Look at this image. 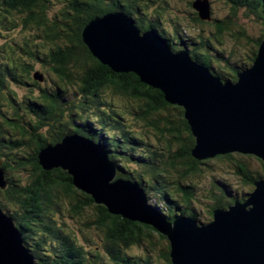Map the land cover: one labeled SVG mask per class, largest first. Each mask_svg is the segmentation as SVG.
<instances>
[{
  "label": "trees",
  "instance_id": "1",
  "mask_svg": "<svg viewBox=\"0 0 264 264\" xmlns=\"http://www.w3.org/2000/svg\"><path fill=\"white\" fill-rule=\"evenodd\" d=\"M225 1L232 15L224 21H202L194 12L192 34L167 0H66L54 15L50 13L54 0H0V40L5 41L0 45V160L8 182L0 190V208L13 218L39 264H173L169 242L155 228L109 214L76 190L66 171L42 169L39 154L60 143L65 134L76 133L103 145L118 168L117 177L137 182L166 223L177 215L207 223L214 208L243 200V194L264 179V162L252 155L195 159L196 142L183 108L168 103L160 90L142 84L136 74H116L102 65L82 40L91 20L122 11L140 30H157L171 49L189 51L221 80L235 83L238 72L252 66L264 37L257 40L233 30L230 17L244 12L264 26V0ZM188 7L193 9V1ZM205 26L212 28L211 34ZM27 29L37 32L40 45L34 50L28 42L27 49L19 44L15 50L10 41L8 45L9 34ZM243 41L252 48L244 61L236 53ZM39 46L49 50L43 54ZM212 54L217 60L228 58L217 65ZM39 63L48 77L35 71ZM35 73L43 80H36ZM13 86L31 88L34 99L25 97L19 104ZM10 89L13 93L7 97L19 107L21 121L5 108L4 93ZM227 172L246 193L216 177ZM209 174L212 189L206 200L194 182ZM86 211L93 216L78 222L86 231L94 227L100 234L97 241L81 230L79 239L60 222L64 214L74 222Z\"/></svg>",
  "mask_w": 264,
  "mask_h": 264
},
{
  "label": "water",
  "instance_id": "2",
  "mask_svg": "<svg viewBox=\"0 0 264 264\" xmlns=\"http://www.w3.org/2000/svg\"><path fill=\"white\" fill-rule=\"evenodd\" d=\"M200 20L211 19L209 0H195ZM82 40L94 58L116 74H136L184 110L199 161L219 155H252L264 162V38L252 66L235 83L221 80L187 50L171 49L155 29L140 30L122 11L91 20ZM36 80H43L35 73ZM44 171L62 169L76 190L113 216L155 228L170 246L173 264H264V179L243 200L212 210L199 223L177 215L165 222L137 182L117 177L118 168L100 143L69 134L39 154ZM0 160V190L8 182ZM0 264H39L12 217L0 208Z\"/></svg>",
  "mask_w": 264,
  "mask_h": 264
},
{
  "label": "rangeland",
  "instance_id": "3",
  "mask_svg": "<svg viewBox=\"0 0 264 264\" xmlns=\"http://www.w3.org/2000/svg\"><path fill=\"white\" fill-rule=\"evenodd\" d=\"M54 1L55 2L53 3L52 10L50 12L51 15H54L55 12L56 13L61 12L62 9L64 8L63 2H65L66 0H54ZM192 1L194 2L195 0H167L170 8H172V10H173L172 13L175 14L176 18H179V20L184 24V26L186 25L185 27L188 30V32H191L192 34H194L195 30L193 31L191 29L192 23L190 22V18L193 16V13L195 12V10L194 9L191 10L188 7V2H192ZM209 2H210V14H211L210 16H211L212 20L215 19V20L224 21L223 20L224 18H226L228 15H232L231 7L229 4H227V2L225 0H209ZM230 18L233 19V22H234V24L232 26L233 30H238V31L243 30L247 36H249L250 38L257 39V40L264 37V26L262 25V23H260V21L257 20L256 17L246 16L243 12V13H239L235 16H231ZM168 19H169V17H168ZM192 28H194V26H192ZM203 29H204V31L209 32L208 34H211L213 31V30H211L212 28H210L209 26H205ZM37 35H38L37 32L34 31L33 29L20 30V31L16 30L14 33L9 34V39H6V40H7L9 46H10L9 43L10 42L12 43L11 47L14 48L15 50L18 49L19 44L22 46V48L27 49L26 45L24 44L25 42H28V44L33 47L30 49L34 50V47H36V45H38V44L40 45V41H39V39H37ZM14 41H16L18 43V45ZM226 41H228V39ZM3 42H5V41L0 40V45ZM245 43L246 42L243 41L242 43L238 44L239 49L238 48L236 49V53H237V55H239L238 58H239V60H242V61L247 59L246 56L249 54L248 51H250L252 49L250 47L247 48V44H245ZM8 45L6 46L7 51H9ZM39 47H40L39 50L43 54L49 50V46H46L45 48H41V46H39ZM214 55L215 54H212L213 59L215 60L217 57H215ZM226 56H228V55H226ZM227 58L228 57H223L220 60L216 59L215 64L222 65L223 60H226ZM35 66H36L35 71H39L44 76L48 77L47 73L45 72V68L41 63L36 64ZM49 84L50 83H46L47 88L52 87ZM41 86L43 87L44 84H41ZM13 90L16 92L15 93L16 95H14L15 100L21 105H23L22 103L24 102L25 97L29 98L30 96H32L34 99L35 92H33L34 90H32L29 87L13 86ZM10 91H11V89H10ZM10 91H8V93H6V94L4 93L5 98H6L4 100L5 108L8 112V114L10 115V117L14 116L13 117L14 119H19L21 121L20 116H22V115H21V113L18 114V112H17L19 107L16 105L15 102H12V101L10 102L8 97H7L8 94L13 93L12 91L11 92ZM15 115H17V116H15ZM69 134H74V133H69ZM69 134H65L64 137L69 135ZM64 137H62V139ZM83 137H86V136H83ZM62 139H61V141H62ZM94 142L97 143V141H94ZM216 174H217L216 175L217 178H221V180L222 179L228 180L233 185V187L236 189L237 192H239L241 194L244 192L246 193V190H243L244 186H241L239 184V182L234 179L235 177L230 172H227L226 174H218V173H216ZM209 176L211 178L208 177V179H197L194 182V185L195 184L197 185L199 195L202 196L206 200L209 199V193L208 192L211 191V189H212L211 184H212V177L213 176L210 174H209ZM217 194H219V193H217ZM63 205L65 206V210H68V212H69L70 208H68V206L65 204V202H63ZM65 215L66 214H64L63 217L60 218L61 224H67L68 227L79 237V239H80L79 235H80V230H81L82 232L84 231L83 235L90 237L93 241L98 240L100 234L98 231H96V229L94 227H92L89 230L87 229V231H86L84 228L82 229L81 225L79 224V222L85 221V219L87 217L93 216V214L88 213L86 211L84 216L77 218L79 220L74 221V222L67 219ZM82 244L85 245L83 242H82ZM134 253L136 256H140V253L138 250H134Z\"/></svg>",
  "mask_w": 264,
  "mask_h": 264
}]
</instances>
